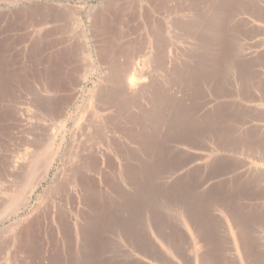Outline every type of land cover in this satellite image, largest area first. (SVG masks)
I'll use <instances>...</instances> for the list:
<instances>
[{"label": "rangeland", "instance_id": "374dc122", "mask_svg": "<svg viewBox=\"0 0 264 264\" xmlns=\"http://www.w3.org/2000/svg\"><path fill=\"white\" fill-rule=\"evenodd\" d=\"M222 5L231 7L217 32ZM129 60L146 81L138 97L128 75L108 78ZM22 66L29 85L0 99V264H30L39 245L54 264H78L73 228L84 224L91 185L112 210L91 264H264V0H0V76ZM175 126L200 139L178 140ZM145 139L179 150L173 169H142L137 181L124 169L155 156ZM76 169L93 181H72ZM120 221L157 247L156 261L130 245ZM29 222L41 230L27 255L16 235Z\"/></svg>", "mask_w": 264, "mask_h": 264}, {"label": "bare ground", "instance_id": "6f19581e", "mask_svg": "<svg viewBox=\"0 0 264 264\" xmlns=\"http://www.w3.org/2000/svg\"><path fill=\"white\" fill-rule=\"evenodd\" d=\"M118 2V1H117ZM158 7V6H157ZM231 5L228 6V8L230 9ZM229 9L227 10V8H224L223 5L217 7V13L216 15V27L215 30L217 32H219V26H222L224 23V20L227 16V12L229 11ZM206 14V13H205ZM229 14V13H228ZM205 16V15H204ZM118 17V16H117ZM33 18V17H32ZM106 19V18H105ZM99 25V28L101 32L105 27V23L104 21H102L100 19V22L97 23ZM214 25V23H213ZM106 29V28H105ZM214 29V28H213ZM94 33V32H93ZM175 33V32H174ZM210 33V32H209ZM215 35V34H214ZM219 36V35H218ZM37 41V40H36ZM40 41V40H39ZM37 41L33 47H35L34 49L37 48V50L39 49V47H41L43 44L42 42ZM104 45V44H103ZM44 48V46H43ZM47 49V48H46ZM33 50V49H32ZM102 50V49H101ZM41 51V50H39ZM110 52V49L107 46H104L103 48V52L100 53L101 57H105L106 55H108ZM32 53V51L30 52ZM44 53V51L42 52ZM25 54V53H24ZM34 55V53H32ZM41 54V53H40ZM134 54V53H133ZM27 55V54H25ZM53 55V54H52ZM55 55V54H54ZM53 55V57H54ZM28 56V55H27ZM30 56V55H29ZM36 56H39L36 55ZM60 57V55H58ZM35 57V56H34ZM40 57V56H39ZM37 57V58H39ZM52 57V56H51ZM57 57V56H55ZM26 59V58H25ZM136 60V57H135ZM133 61L129 62L127 64H125L124 67H114V70L109 74L108 78L110 81L112 82H118L121 78L122 75H128V91L130 92V96L131 97H138L145 89V80H142V75H143V69L141 67V63L139 61ZM26 61V60H25ZM29 61V60H28ZM42 61V60H41ZM104 61V60H103ZM116 62V61H115ZM186 63V62H185ZM24 64V63H23ZM60 66V65H59ZM64 68V67H63ZM32 69V68H31ZM5 73L6 70L8 69H4ZM30 70L28 69V66H22L21 70L18 72L14 71L13 75L11 77L10 71H8L7 75H1L0 76V99L8 97V93L9 91H12V93H14L21 87L23 83H26V86L29 85L28 81L30 79H28V75L27 73ZM39 71V79L41 81V83L44 85V87H46L47 89H49L52 86L51 80L48 78V71H49V67L48 66H44V71ZM62 73V72H61ZM187 73V72H186ZM4 74V73H2ZM10 74V76H9ZM24 75V76H22ZM67 76V75H66ZM30 78V77H29ZM63 78L65 80V76L63 75ZM193 78V77H192ZM177 79V78H176ZM34 80V79H33ZM54 81V80H53ZM58 82V81H57ZM37 83V82H36ZM32 84V82H31ZM34 84V81H33ZM113 84V83H112ZM42 85V86H43ZM26 89V88H25ZM28 89V87H27ZM46 90V89H45ZM112 94V93H111ZM159 96V95H158ZM110 93L109 91L105 90L104 92H102V94L100 95V100L102 102H105L106 104H108V101L110 100ZM175 101V100H174ZM63 102V101H62ZM35 103V102H34ZM38 103L40 104V102L38 101ZM61 103V102H60ZM38 104V106H39ZM42 104V105H41ZM40 106H41V111L49 114L51 112H54V102H51V99L46 97V98H42V102H41ZM163 104V103H162ZM1 105V104H0ZM36 105V104H35ZM96 105V103H95ZM2 106V105H1ZM0 106V116L3 117V121L0 119V129H2L4 126V122L6 121V112L4 111V109H2V107ZM180 107V106H179ZM104 108V107H103ZM109 108V107H108ZM174 108V107H173ZM45 114V115H46ZM158 115V114H157ZM209 118H213V115L208 113ZM54 116V115H53ZM206 117V116H205ZM43 118V117H42ZM208 118V119H209ZM5 119V121H4ZM153 119V118H152ZM166 119V118H165ZM135 120V119H134ZM173 120V119H172ZM175 124V123H174ZM173 124V126H174ZM177 125V124H176ZM186 128V127H185ZM184 127L179 128V131H177V126H175L174 128H172V131L174 132L172 134H174V137L176 136V138H178V140L183 139V141H190L193 139H200L199 135H201V133L197 132V131H190L185 129ZM194 130V129H193ZM197 130V129H196ZM170 132V131H169ZM143 133V132H142ZM126 134V133H125ZM137 137V135H136ZM139 137V136H138ZM151 137V136H149ZM156 137V136H155ZM153 138V137H152ZM170 138V137H169ZM168 140L169 141H164L165 143H169L171 138ZM149 139V138H148ZM145 139V141L147 142L144 145V151H146V153H155V156L152 154V157L150 159L147 166H145V164L141 167L135 168L132 166H127L124 169L125 173L129 174L130 179H134V180H140L139 176L140 170L142 171L143 169V173L145 171V174L150 173L153 171V169H157L159 171V169L161 168H165V167H170L172 168L173 166H175L176 164V160L174 159V153L179 150V148H176V150H171L172 147H168L167 146V152L164 150L162 152V149L156 147L157 145L153 144L154 142H158V141H154L153 140H148ZM158 139V138H157ZM114 141V140H113ZM163 142V143H164ZM158 144V143H157ZM170 144V143H169ZM176 144V143H175ZM143 145V143L141 144ZM160 145V144H159ZM162 145V143H161ZM181 145V143H180ZM183 145V144H182ZM143 148V147H142ZM141 148V149H142ZM158 148V150H157ZM130 152V151H129ZM121 154V153H120ZM130 154V153H129ZM119 155V154H118ZM138 156V155H137ZM150 156V155H149ZM149 159V158H146ZM144 159V160H146ZM173 159L175 161H173ZM259 160V159H258ZM147 161V160H146ZM151 162V163H150ZM150 163V164H149ZM141 164V163H140ZM85 165L89 166L90 168L94 167V160L92 159V157L86 159L85 161ZM81 166V165H80ZM201 167V166H200ZM214 167V166H212ZM80 168V167H79ZM88 169V168H87ZM173 169V168H172ZM93 170V169H92ZM82 171V170H81ZM163 171V170H162ZM133 173V174H132ZM89 174V173H88ZM143 176V175H142ZM149 176V175H148ZM128 177V176H127ZM182 177V176H181ZM80 180V181H84L85 183H89L93 180L90 179V177H88L86 174H81L79 172V170H73L71 173V180ZM177 179V178H176ZM185 180V179H184ZM77 182V181H76ZM97 182V181H96ZM103 183V182H102ZM93 184V183H92ZM99 184V183H98ZM85 185V184H84ZM65 187V186H64ZM90 187V186H89ZM88 187V191H86V195L85 197L82 199L83 202L85 203L84 207L86 206L88 208L87 212H84L82 215V218L84 220V224L79 226L78 224V228L74 229V232H77L78 235H80L79 240H80V254H81V261L78 264H91V262H99L101 261V253L100 251L103 250V245L102 244V228L104 227V225L106 224L107 220L110 217V211L109 210V205L108 204V200L106 197L101 196L100 191H97V188ZM158 187V186H157ZM189 187V186H188ZM140 189V188H139ZM99 190V189H98ZM101 190V189H100ZM84 191V190H83ZM138 192V191H137ZM136 192V194H137ZM144 192V191H143ZM147 192V191H146ZM149 192V191H148ZM229 192V191H228ZM106 193V192H104ZM145 193V192H144ZM200 193V192H199ZM84 194V193H83ZM133 194V193H132ZM131 194V195H132ZM177 194V193H176ZM128 195V194H127ZM84 196V195H83ZM139 196V195H138ZM135 196L134 198L132 197H128V199L126 200L127 203H129V205H133L134 207L139 203V197ZM186 197V196H185ZM145 198V197H144ZM113 199V198H110ZM185 200V199H184ZM111 201V200H110ZM154 201V200H153ZM196 201V200H195ZM115 202V201H114ZM113 206V205H112ZM124 206V205H123ZM224 206V205H223ZM83 207V208H84ZM85 207V208H86ZM115 207V206H114ZM128 207V206H127ZM131 209V208H130ZM135 209V208H134ZM132 212V211H131ZM228 212V211H226ZM81 214V213H80ZM140 214V213H139ZM129 216V215H128ZM117 217V215H116ZM190 220V218H189ZM29 221V220H28ZM80 223V222H79ZM39 226H41V223ZM127 225L129 224V221L126 223L125 221H120L119 223V228H121L120 230L124 231L125 235H127L129 238L128 242L131 243L130 245L133 246V248L137 251H139L140 253L144 254L145 256H147V258L149 257L151 260L156 261L155 257L157 255L156 252L157 247L153 244H147V243H141L139 240H137V238L133 235H131V232H129L130 227H127ZM37 227V226H36ZM35 227V224H33V222H29L26 225H24L23 227H21L16 235V241L19 244V247L21 250L25 251L26 254H29V249L34 247V241L36 238V235H38L39 233L37 232L38 229L41 230V228L38 227V229ZM63 227V226H62ZM74 227V226H73ZM36 228V229H35ZM61 228V227H60ZM67 230V229H66ZM70 230V229H68ZM76 230V231H75ZM65 233V232H64ZM70 233V232H69ZM75 234V233H74ZM68 235V234H67ZM76 235V234H75ZM136 236V235H135ZM205 236V235H203ZM209 237V236H208ZM66 241V238H65ZM61 242V241H59ZM64 242V241H63ZM62 242V243H63ZM147 242V240H146ZM61 244V243H60ZM63 245V244H62ZM242 249V248H241ZM44 252V248L43 245H39L38 249H37V256H32V254H29L28 258H29V263L30 264H54V261L56 259H54L52 261L51 259V255H43ZM158 254V253H157ZM55 255V254H54ZM50 258V259H49ZM56 258V257H55ZM157 258V257H156ZM79 260V259H78ZM61 262V261H60ZM69 264V263H68Z\"/></svg>", "mask_w": 264, "mask_h": 264}]
</instances>
